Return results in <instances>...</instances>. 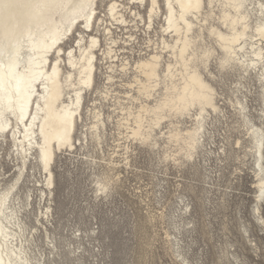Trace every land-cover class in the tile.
Returning <instances> with one entry per match:
<instances>
[{"label":"rangeland","instance_id":"1","mask_svg":"<svg viewBox=\"0 0 264 264\" xmlns=\"http://www.w3.org/2000/svg\"><path fill=\"white\" fill-rule=\"evenodd\" d=\"M132 25L118 34L120 49L134 60L147 51L149 36L159 37ZM221 56L210 60L208 77L219 110L204 114L194 147L170 135L195 128L197 109L136 140L114 100L93 92L75 147L52 163L51 187L34 156L24 166L11 137H0V195L10 193L5 225L8 246L21 253L17 263L264 264L263 174L254 133L261 129L264 145V68L223 67ZM103 82L99 75L96 86ZM118 86L112 90L123 92ZM96 111L104 122L98 130Z\"/></svg>","mask_w":264,"mask_h":264},{"label":"bare ground","instance_id":"2","mask_svg":"<svg viewBox=\"0 0 264 264\" xmlns=\"http://www.w3.org/2000/svg\"><path fill=\"white\" fill-rule=\"evenodd\" d=\"M132 22L159 37L149 36L147 51L134 60L120 49L118 34ZM263 43L261 0H0V137H11L24 166L34 156L51 187L52 163L58 152L75 147L93 92L114 100L136 140L150 139L164 120L197 109L195 128L170 135L194 147L204 114L219 110L210 60L221 51L223 67L264 68ZM99 75L103 87L96 86ZM115 84L124 91L112 90ZM100 116L94 113L96 130L104 123ZM254 133L264 196L263 132ZM9 196L0 195V264H27L17 263L21 253L8 246Z\"/></svg>","mask_w":264,"mask_h":264}]
</instances>
